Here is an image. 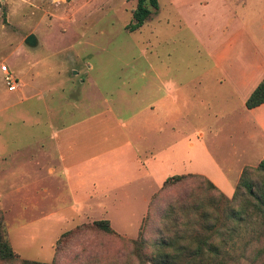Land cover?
Returning <instances> with one entry per match:
<instances>
[{"label": "crops", "instance_id": "1", "mask_svg": "<svg viewBox=\"0 0 264 264\" xmlns=\"http://www.w3.org/2000/svg\"><path fill=\"white\" fill-rule=\"evenodd\" d=\"M163 2L134 30L153 23L155 44L146 39L136 56L117 57L124 72L107 90L90 80L87 106L100 109L70 123L49 113L47 136L31 156L28 200L78 207L164 172L160 187L173 175L212 182L207 143L217 136L242 142L227 157L236 175L264 157V102L245 106L264 77V0ZM168 40L180 46L161 52Z\"/></svg>", "mask_w": 264, "mask_h": 264}, {"label": "rangeland", "instance_id": "2", "mask_svg": "<svg viewBox=\"0 0 264 264\" xmlns=\"http://www.w3.org/2000/svg\"><path fill=\"white\" fill-rule=\"evenodd\" d=\"M135 5L136 0H0V227L19 259L51 262L57 246L59 264H122L131 258V241L137 237L149 198L148 224L144 230L141 227L147 240L160 226L162 209L186 185L160 190L164 172L150 175L147 184L131 185L78 207L37 205L27 198L31 156L47 136L50 114L70 123L97 111L99 102L87 106L90 80L107 90L124 72L117 57L136 56L146 39L155 44V32L149 28L153 23L138 31L126 30ZM30 33L37 38L35 47L24 43ZM176 44L180 46L171 40L162 43L161 52ZM3 67L16 80L11 91ZM81 79L87 80L81 83ZM240 144L222 136L207 143L213 157L207 173L228 198L239 176L228 152ZM255 156L250 157L251 164ZM95 220H107L118 236L92 228ZM67 231L72 234L57 244Z\"/></svg>", "mask_w": 264, "mask_h": 264}, {"label": "trees", "instance_id": "3", "mask_svg": "<svg viewBox=\"0 0 264 264\" xmlns=\"http://www.w3.org/2000/svg\"><path fill=\"white\" fill-rule=\"evenodd\" d=\"M157 8V0H136L133 22L126 28L136 30ZM263 102L264 77L245 106ZM184 182L182 190L162 209L160 226L150 240L141 230L148 224V204L137 237L131 241L132 259L128 257L122 264H264V157L256 166L242 169L230 198L199 174L168 177L160 190ZM91 227L118 236L107 220H95ZM70 234L63 233L57 244ZM58 249L56 246V253ZM56 253L51 262L19 259L0 227V264H59Z\"/></svg>", "mask_w": 264, "mask_h": 264}, {"label": "built area", "instance_id": "4", "mask_svg": "<svg viewBox=\"0 0 264 264\" xmlns=\"http://www.w3.org/2000/svg\"><path fill=\"white\" fill-rule=\"evenodd\" d=\"M3 71L5 72L4 80H5L6 84H7V89L10 90V91L15 89L16 84H17L16 80L13 79L11 76L7 75L8 73L5 70V67H3Z\"/></svg>", "mask_w": 264, "mask_h": 264}, {"label": "water", "instance_id": "5", "mask_svg": "<svg viewBox=\"0 0 264 264\" xmlns=\"http://www.w3.org/2000/svg\"><path fill=\"white\" fill-rule=\"evenodd\" d=\"M24 43L29 47H35L37 45V38L33 33H30L25 37Z\"/></svg>", "mask_w": 264, "mask_h": 264}]
</instances>
